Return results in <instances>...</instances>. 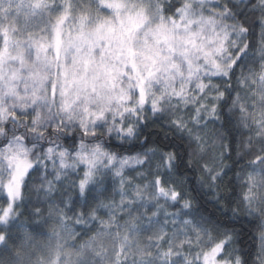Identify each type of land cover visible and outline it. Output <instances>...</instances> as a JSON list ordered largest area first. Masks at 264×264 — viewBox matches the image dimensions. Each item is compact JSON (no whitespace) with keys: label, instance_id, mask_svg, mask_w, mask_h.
<instances>
[{"label":"clouds","instance_id":"obj_1","mask_svg":"<svg viewBox=\"0 0 264 264\" xmlns=\"http://www.w3.org/2000/svg\"><path fill=\"white\" fill-rule=\"evenodd\" d=\"M9 206L0 264H166L211 228L197 264L223 225L221 264H264V0H0Z\"/></svg>","mask_w":264,"mask_h":264},{"label":"snow or ice","instance_id":"obj_2","mask_svg":"<svg viewBox=\"0 0 264 264\" xmlns=\"http://www.w3.org/2000/svg\"><path fill=\"white\" fill-rule=\"evenodd\" d=\"M135 27V24L133 23L127 30V33H130L132 29ZM113 29H109V33H112ZM122 40V37H118ZM129 55H132L131 49H129ZM142 91V90H141ZM259 158H257L258 162ZM19 168V165H18ZM159 182V181H158ZM84 182H81V188H83ZM163 191V190H161ZM177 196V193H172V198L175 199ZM11 214V207H7L3 210V213L0 214V223L6 222ZM187 223V222H186ZM225 229L224 237L223 238H217L215 240V243H213L210 247H207L200 252L197 253L196 259L197 264H221V256L223 255L225 249L227 248L228 243V237H227V229L228 225L222 226ZM206 232L209 236V239H212L214 236V232L211 228H205L202 226H197L195 229H193V234L189 235L187 238L181 239L177 242L176 247L173 248L170 244L167 246L165 245V241L167 240L166 236L160 237V244L161 247L159 249L160 254L162 257L166 258V264H171V260L175 255H180V249H183L187 246H194L197 247L198 245H193V238L195 237L197 240L199 239V234ZM0 240H4L3 236H0ZM185 264H190V261L186 259Z\"/></svg>","mask_w":264,"mask_h":264}]
</instances>
